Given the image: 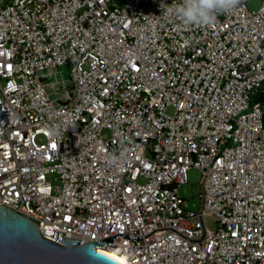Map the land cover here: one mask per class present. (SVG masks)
I'll return each instance as SVG.
<instances>
[{
    "label": "built area",
    "instance_id": "built-area-1",
    "mask_svg": "<svg viewBox=\"0 0 264 264\" xmlns=\"http://www.w3.org/2000/svg\"><path fill=\"white\" fill-rule=\"evenodd\" d=\"M249 1L185 25L177 0H0V205L128 264H264ZM190 168L196 208L178 192Z\"/></svg>",
    "mask_w": 264,
    "mask_h": 264
},
{
    "label": "water",
    "instance_id": "water-1",
    "mask_svg": "<svg viewBox=\"0 0 264 264\" xmlns=\"http://www.w3.org/2000/svg\"><path fill=\"white\" fill-rule=\"evenodd\" d=\"M0 97V118L4 126L9 114ZM65 231L43 232L62 244L43 237L27 217L0 205V264H125L96 242L78 244L64 238Z\"/></svg>",
    "mask_w": 264,
    "mask_h": 264
},
{
    "label": "clouds",
    "instance_id": "clouds-1",
    "mask_svg": "<svg viewBox=\"0 0 264 264\" xmlns=\"http://www.w3.org/2000/svg\"><path fill=\"white\" fill-rule=\"evenodd\" d=\"M237 3L238 0H177L165 10L179 16L185 25H211L219 13L234 9Z\"/></svg>",
    "mask_w": 264,
    "mask_h": 264
},
{
    "label": "rangeland",
    "instance_id": "rangeland-1",
    "mask_svg": "<svg viewBox=\"0 0 264 264\" xmlns=\"http://www.w3.org/2000/svg\"><path fill=\"white\" fill-rule=\"evenodd\" d=\"M258 0H250L248 2L249 6L256 7L258 5ZM63 69V76H67V71L65 68ZM188 181L185 184H182L178 188L179 194L187 199L188 206L190 208H196L199 202V192H201L202 185L200 183V172L196 168H190L187 171ZM206 223L212 227L213 226V218H208Z\"/></svg>",
    "mask_w": 264,
    "mask_h": 264
},
{
    "label": "bare ground",
    "instance_id": "bare-ground-1",
    "mask_svg": "<svg viewBox=\"0 0 264 264\" xmlns=\"http://www.w3.org/2000/svg\"><path fill=\"white\" fill-rule=\"evenodd\" d=\"M111 255H113L114 257H116V258H117L119 261H121L122 263L128 264L127 262H125L124 258L117 256L115 253H113V254H111Z\"/></svg>",
    "mask_w": 264,
    "mask_h": 264
},
{
    "label": "trees",
    "instance_id": "trees-1",
    "mask_svg": "<svg viewBox=\"0 0 264 264\" xmlns=\"http://www.w3.org/2000/svg\"><path fill=\"white\" fill-rule=\"evenodd\" d=\"M258 99H264V92L262 94H260Z\"/></svg>",
    "mask_w": 264,
    "mask_h": 264
}]
</instances>
